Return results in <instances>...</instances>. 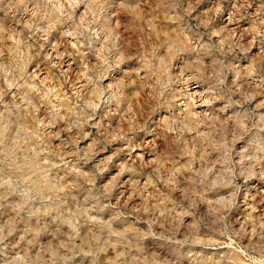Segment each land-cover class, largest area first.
I'll use <instances>...</instances> for the list:
<instances>
[{
  "label": "rangeland",
  "instance_id": "1",
  "mask_svg": "<svg viewBox=\"0 0 264 264\" xmlns=\"http://www.w3.org/2000/svg\"><path fill=\"white\" fill-rule=\"evenodd\" d=\"M0 264H264V0H0Z\"/></svg>",
  "mask_w": 264,
  "mask_h": 264
},
{
  "label": "bare ground",
  "instance_id": "2",
  "mask_svg": "<svg viewBox=\"0 0 264 264\" xmlns=\"http://www.w3.org/2000/svg\"><path fill=\"white\" fill-rule=\"evenodd\" d=\"M68 62H69V61H68ZM68 62H67V64H66V63H65V64H66V67H67V68H70V65L68 64ZM73 64H74V63H73ZM71 67H72V66H71ZM67 68H66V72L68 71ZM78 86H79V85H78ZM82 86H83V85H82ZM200 94H201V93H200Z\"/></svg>",
  "mask_w": 264,
  "mask_h": 264
}]
</instances>
